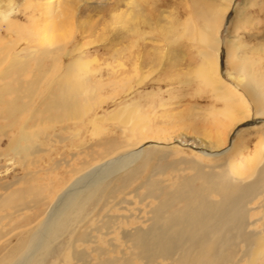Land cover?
Here are the masks:
<instances>
[{
	"label": "rangeland",
	"instance_id": "1",
	"mask_svg": "<svg viewBox=\"0 0 264 264\" xmlns=\"http://www.w3.org/2000/svg\"><path fill=\"white\" fill-rule=\"evenodd\" d=\"M217 7L222 11L227 8L219 31L217 71L222 82L210 84L200 76L205 58L200 52L201 45L190 36L188 26L192 23L195 28L201 27L197 11ZM235 22L239 24L236 28L233 27ZM16 35L21 39L18 49L30 42L29 35L34 37L35 43H41L46 48L63 45L53 62L54 69L46 74L45 81L51 78V71L61 70L65 62L72 58L71 55L77 56L78 74L81 75L77 78L87 79L95 85L92 97L98 103L92 104L91 110L78 120L67 119L63 114L51 119L52 113L41 109L38 92L33 95V102L26 97L6 99L20 100L24 105L16 113L6 104L0 105V113L3 114L0 127L6 129L0 132V199L9 198L12 201L11 194L16 193L17 188L29 186H32V193L26 195L28 199L24 197L26 201L36 192L41 199L39 209L30 207L15 211L17 204L0 205V264L15 251L17 236L32 225L29 217L37 218L40 210L73 176L75 169L80 170L82 164L95 162L106 154L101 146L96 145L99 139L114 138L119 144H124L132 137L130 129L125 128H130L131 124L121 121L122 118L128 120L127 110L120 118L111 116L115 108L123 104H129L127 108L132 107L134 114L139 115L140 123L137 121V125L147 122V129L142 135H148L146 139L152 141L143 145H147L150 151L158 148V154L167 150L170 154L167 155L168 160L192 159L207 170H216L207 165H214L216 152L224 150L229 143L232 144V140L238 144L241 155L248 158L264 146V116L254 114L250 98L238 85L243 77L241 74L235 76V69L225 53V41H233L247 66L255 74H264V0H0V38H3L0 44L13 41ZM18 49L15 48L12 53ZM67 49H72L68 57L65 54ZM30 64L29 70L21 75L27 81L33 75V61ZM49 66L44 64V69ZM13 76L10 74L3 78L0 84ZM212 84L221 85L220 90L229 89L238 96L240 103L235 106V111L240 115L247 113L248 118L231 123L225 110L228 105L217 95ZM44 85L40 84L38 89H44ZM98 114H104V119L100 116L91 118ZM7 115H13V123H8ZM137 137H132L127 143L135 142ZM15 142L20 147H12ZM128 150L130 146L127 145L119 148L120 153ZM189 171L186 169L185 173ZM145 174V170L140 172L134 181L136 185L141 184ZM161 175H157L158 178L168 184L169 174ZM117 177L115 174L111 179ZM100 185L99 197L106 203L101 205L99 201L91 206L92 210L85 216L86 229L94 235L97 234L94 229L107 222V214L118 219L108 222L109 228L97 230L102 233L103 239L76 242L78 249L90 251L92 246L110 249L107 240L122 248L118 225H137L139 221L134 214L143 209L145 200H149L144 198L140 201L138 197H143L144 187H140L137 193L128 192V187L123 192L129 203H117L123 193L108 197L112 194L114 181L106 180ZM258 213L249 214L253 218ZM6 214L11 216L3 217ZM125 214H129L131 219L128 224L121 218ZM22 221L26 222L24 227H21ZM82 222L77 224L76 231L82 229ZM108 229L111 232L106 235ZM64 236L62 239L65 241L68 238L71 240L72 235ZM66 253L67 250L53 259V263L81 264L80 261L63 258ZM115 254L120 255L108 252L110 256ZM90 255L96 256L93 251ZM158 260L159 264H166L163 263L166 261ZM132 262L142 264L143 261L133 258ZM256 263L260 264V261Z\"/></svg>",
	"mask_w": 264,
	"mask_h": 264
},
{
	"label": "bare ground",
	"instance_id": "2",
	"mask_svg": "<svg viewBox=\"0 0 264 264\" xmlns=\"http://www.w3.org/2000/svg\"><path fill=\"white\" fill-rule=\"evenodd\" d=\"M224 11L220 7L197 11L202 21L201 27L195 28L192 23L188 26L190 36L201 45L200 52L205 58L200 76L204 82L210 84L222 82L217 70L219 31ZM238 22H235L234 28L238 27ZM7 33L6 31L5 36ZM30 35L28 36L30 42L27 41L28 43L19 49L21 39L17 35L13 41L7 42L5 39L6 42L0 44V81L10 74L15 75L0 84V105L6 104L16 113L24 105L19 102L20 100L14 102L6 99L26 97L28 101L33 102V95L38 92L41 99L40 108L49 114L52 113L51 119L61 114L70 120L80 119L85 112L91 110L92 104L98 103L92 97L95 85L90 84L87 79L77 78L80 75L77 67L78 57L71 55L72 49H67L65 53L67 57L70 54L72 58L65 62L61 70L51 71V78L45 81L46 74L54 69L53 62L57 60V53L62 51L63 45L46 48L41 43H35L34 37ZM15 48L18 50L12 53ZM238 52L239 47L233 41H225L226 57L235 69V76L241 74L243 77L238 83L239 87L250 98L254 114L264 116V74H255ZM31 61L34 63L33 75L27 81L22 79L21 75L29 70ZM44 64L50 66L44 69ZM43 83L45 88L39 90L38 86ZM212 85L217 95L228 105L225 110L231 123L248 118L247 113L240 115L235 111V106L240 103L238 96L229 89L220 90L221 85ZM10 94L12 96L9 97ZM128 105L123 104L115 108L116 111L111 116L120 118L127 110L124 113L128 114L126 116L128 120L122 118L121 121L131 124L130 128L124 127L130 129L132 137L140 136L135 142L127 143L132 139L129 137L124 144H119L114 138L99 139L96 145L101 146L106 154L102 151L105 155L99 160L82 164L80 170L75 169L73 176L63 187L59 186L60 190L40 210L37 218L35 219L34 215L29 217L32 225L22 232V235L17 236L15 251H12L10 257L2 264H54L53 259L58 258L65 250L67 253L63 258L68 261L74 259L81 264H133V258L142 260V264H159L158 259L160 262L166 261L163 262L166 264H242L244 261L247 264H257V261L264 264V146L248 158L241 155L238 144L232 140V144L229 143L224 150L216 152L215 164L207 165L210 169L216 170H207L192 159L168 160L167 150L163 154H158L156 152L158 148L150 151L147 145H143L146 141H152L146 139L148 135H142L147 129V122L142 121L141 125H137L139 115L134 114L132 107L127 108ZM13 115H7L9 124L14 121L11 120ZM2 116L0 113V117ZM98 116L104 119V114L91 118ZM0 128V132L6 130ZM16 143L12 147H20L19 143L17 145ZM125 145L130 146V150L120 153L119 148ZM186 169L190 171L185 173ZM143 170L146 174L143 179L141 178V184L136 185L134 181ZM115 174L118 177L111 179ZM160 174H169L170 182L164 183L165 180L157 176ZM106 180L114 181L112 194L108 197H117V193H123L117 203H129L124 197L126 193L123 192V189L128 187V192L133 193L144 187L143 197H138L140 201L144 198L149 200L144 199L143 209L134 214V218L139 221L137 225H118L117 231L123 243L122 248L107 240L110 249L102 246H92L90 251L78 249L76 242L88 243L95 242L96 238L103 239L102 233L97 230L109 228L108 222L118 219L115 215L107 214V222L94 229L98 235L89 234L86 229L85 216L92 210L91 206L99 201L101 205L106 203L99 197L100 183ZM31 187L17 188L16 193L11 194L12 201L8 200L9 198H2L0 205L17 204L15 211L30 207L39 209L41 199L38 192L30 196L31 200L25 199L26 195L32 193ZM212 195L216 198L212 199ZM250 212L259 213L252 218ZM10 216L6 214L3 217ZM129 217V214H125L121 218L128 224V220H131ZM82 220V229L78 228L76 231L77 224ZM25 224L26 222L22 221L21 227ZM109 232H111L109 229L105 231L106 235ZM64 235H72L71 240L62 239ZM92 251L95 252V257H91ZM110 251L120 255L110 256L108 255Z\"/></svg>",
	"mask_w": 264,
	"mask_h": 264
}]
</instances>
